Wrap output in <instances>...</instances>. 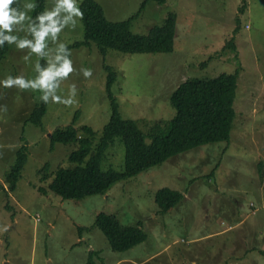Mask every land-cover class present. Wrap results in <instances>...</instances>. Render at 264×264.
Masks as SVG:
<instances>
[{
    "label": "rangeland",
    "instance_id": "1",
    "mask_svg": "<svg viewBox=\"0 0 264 264\" xmlns=\"http://www.w3.org/2000/svg\"><path fill=\"white\" fill-rule=\"evenodd\" d=\"M17 1L21 11H27L26 3L35 4ZM82 1L77 0L79 7ZM96 1L114 22L139 15L132 25L139 35L176 13V45L171 52L110 49L104 55L96 44L76 46L84 40L81 20L75 28L65 27L55 43L46 38L41 56L9 44L0 62V80L8 75L35 79L41 74L37 62L40 70L46 66L55 71L61 63L56 57L64 55L59 43H64L76 71L65 80L57 78L55 94L69 98L73 84L76 94L70 106L49 101L41 124L35 125L31 118L42 92L0 85V264H264V179L259 170L264 165V0L149 1L141 12L144 0ZM53 6L54 0H46L47 10ZM11 34L35 43L26 31ZM106 65L117 73L113 91L122 116L136 120L148 142L156 123L176 116L170 97L181 84L239 69L230 143L191 150L118 183L105 195L80 201L56 197L48 191L51 177L44 178L71 167L67 159L75 146L53 144L51 134L71 124L77 112L75 127L89 126L102 136L113 116ZM81 68L91 69L92 76L85 78ZM24 146L27 163L11 193L6 177ZM125 165L126 146L117 138L102 169L124 172ZM163 189L185 196L166 214L155 203ZM102 213L123 224L140 223L147 239L129 251L115 252L96 223Z\"/></svg>",
    "mask_w": 264,
    "mask_h": 264
},
{
    "label": "trees",
    "instance_id": "2",
    "mask_svg": "<svg viewBox=\"0 0 264 264\" xmlns=\"http://www.w3.org/2000/svg\"><path fill=\"white\" fill-rule=\"evenodd\" d=\"M149 1L164 4L167 0H144L140 12ZM36 8L31 20L39 25L36 16L46 9V0H35ZM20 9V2L12 5ZM84 13L81 20L84 26V40L76 46L96 44L104 55L110 49L125 53L171 52L176 45L178 15L170 13L165 23L154 26L147 35L133 32L132 25L136 17L122 22L111 21L105 16L102 6L96 0H84L80 5ZM243 11V9H242ZM62 18V16H61ZM47 23V21H45ZM8 34V33H5ZM229 46L234 48L233 42ZM9 43L0 46V62L5 59ZM109 72L107 91L112 101L113 116L105 127L102 136L89 126L75 127L77 112L71 124L58 128L51 134L53 144H74L68 155L70 168H59L55 173L46 175L44 180L52 179L48 191L63 201H80L92 196L105 195L118 183H122L152 168L165 164L172 158L184 155L191 150L205 145L231 141V132L236 118L234 107L237 96L239 69L236 73H222L215 78H195L181 84L170 97L171 104L177 110L176 116L164 123H156L151 128L150 141L140 129L136 120L125 119L120 112V105L114 94L117 73L106 65ZM43 70H48L46 66ZM58 79L53 83H57ZM43 101L34 109L32 123L41 124V117L46 114ZM100 142L96 146V138ZM121 138L126 146V165L124 172L102 169L107 151ZM27 147L17 151V160L11 173L6 177L8 191L14 193L21 174L27 163ZM264 179V165L259 164ZM46 180V181H47ZM40 194L47 195L44 189ZM184 195L169 189L160 190L155 196V203L160 214L176 210L184 200ZM264 197V183H263ZM97 225L108 237L115 252H126L136 244L147 239V233L137 225L123 224L116 216L102 213Z\"/></svg>",
    "mask_w": 264,
    "mask_h": 264
},
{
    "label": "clouds",
    "instance_id": "3",
    "mask_svg": "<svg viewBox=\"0 0 264 264\" xmlns=\"http://www.w3.org/2000/svg\"><path fill=\"white\" fill-rule=\"evenodd\" d=\"M16 3V0H0V46H3L5 42L9 44H16L19 49H29L30 54L34 53L37 56H41L42 49L46 46V38L50 36L52 42H56L59 33L68 26L75 28L78 20H82L84 13L78 6L77 0H54V6L50 10H45L36 16V20H39V25L31 20L27 16V11H33L36 8L34 3H26L24 8L27 11H21L12 5ZM61 13H64L61 18ZM28 20L27 28L24 27V22ZM47 21V23H45ZM26 31L34 37L35 43L29 40L27 37L20 38L17 35H12L14 31ZM8 33V34H5ZM59 51L64 55H58L56 60L60 63V67L55 71L52 68L48 70H40L39 62L36 63L37 71H40V76L35 79H26L23 75L11 76L8 75L5 79L0 80V85L5 88L18 87L20 89H32L42 92L40 97L41 101L48 103H64L65 105H71L74 100L73 97L76 94V87L73 84L70 88V95L67 99H62L61 96L55 94V89L59 88L58 83H53L54 80L60 78L65 80L70 74L76 70L73 68L72 60L69 58L71 53L69 52L67 45L59 43ZM27 61L29 56H25ZM85 78L92 76V70L87 68H81ZM51 97V99H49Z\"/></svg>",
    "mask_w": 264,
    "mask_h": 264
}]
</instances>
